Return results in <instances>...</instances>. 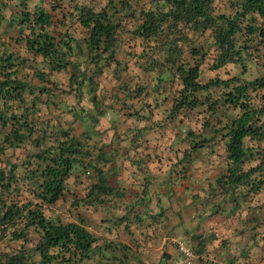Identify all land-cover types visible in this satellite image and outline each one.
Listing matches in <instances>:
<instances>
[{"label":"trees","instance_id":"1","mask_svg":"<svg viewBox=\"0 0 264 264\" xmlns=\"http://www.w3.org/2000/svg\"><path fill=\"white\" fill-rule=\"evenodd\" d=\"M31 1L29 9L19 0L17 12L0 2V264H97L83 218L46 212L79 172L96 181L71 194L73 205L111 195L95 132L117 111L182 125L189 154L207 146L223 156L215 188L230 197L232 223L242 220L229 236L251 230L252 246L264 249V223L249 219L245 229L248 215L264 209V0ZM58 92L76 98L69 113L90 130L76 136L41 118ZM201 113L214 119L209 139L185 126Z\"/></svg>","mask_w":264,"mask_h":264},{"label":"crops","instance_id":"2","mask_svg":"<svg viewBox=\"0 0 264 264\" xmlns=\"http://www.w3.org/2000/svg\"><path fill=\"white\" fill-rule=\"evenodd\" d=\"M60 75L55 74L52 79L60 89L66 90L68 81L64 77L63 83H59L57 77ZM123 81H129L127 74H123ZM63 96L70 97L72 101L67 102ZM53 100L58 107L51 105L49 111L41 108L43 111L40 113L41 118L51 124L50 127L61 126L65 129L70 126L74 130L72 135L76 136L91 129L92 126L86 122L82 126L75 122V113H69L76 104L72 94L58 92ZM117 112L107 114V120L104 117L100 119L101 127L98 128L105 132L100 131L101 135L95 132L100 147L95 149L94 156L103 147L99 167L108 177L113 189L111 195L101 204H81L84 206L83 212H91L93 221L89 226L83 212L77 209L79 205L74 206V200H70V206L78 210L77 214L83 218L87 230L97 239L99 249L92 255V260L96 254L104 263L118 257L113 254L108 258L110 245L101 247L98 238L109 237L115 222L112 215L116 213L117 226L124 235L120 248L127 252L124 253L126 258L120 256L123 262L117 261L118 264L147 262L135 253L128 244L129 239L134 240L133 245L144 247V253L151 250L155 243L163 245V253L151 264H181V257L174 253L180 244L200 252L193 259V264H249L244 254L248 239L245 241V234L240 237L237 232L240 238L229 236V233L232 234L230 229L234 228L229 215V198L216 192L215 188L219 171L223 174L227 167L224 157L218 158L211 153L214 148L207 146L200 149L207 151L205 158L197 156L199 150L189 154L188 141L182 140V125L177 127L166 121L160 125L158 122L154 124L158 116L152 117L149 113L142 112L137 116V113ZM89 114L98 115L79 113L80 116ZM65 121H68L66 125ZM96 130H99L97 126ZM84 175L93 178L86 185L89 188L96 180L91 172ZM87 187L83 191H87ZM226 201L228 204H225ZM95 224L102 231L96 230Z\"/></svg>","mask_w":264,"mask_h":264},{"label":"rangeland","instance_id":"3","mask_svg":"<svg viewBox=\"0 0 264 264\" xmlns=\"http://www.w3.org/2000/svg\"><path fill=\"white\" fill-rule=\"evenodd\" d=\"M1 1H3V3L5 2L6 5H8V10L12 9L15 12H17V10H19L18 7L16 6L19 0H0V2ZM26 1H27V4H28V8L30 9L31 6H32V1L31 0H26ZM122 56L120 57L121 59H122ZM255 71H257V73L259 75L263 74V72L261 70H253L252 73L255 72ZM57 80L59 81V83L62 84L63 80H65V78L61 74L60 76L57 77ZM63 97L67 100V102H71L72 101V99L70 97H66V96H63ZM194 120H195V118L192 119L191 122H189L190 125H185V126H187V127L190 126L199 135V137H200L199 139H202V138L209 139V138L213 137L212 128L206 127L205 125H206V123H209V125L213 124L214 123V119L208 117V114L201 113L199 115V118H198L197 122H195ZM189 123L186 121V124H189ZM183 134H185V133L183 132ZM218 138L219 137H216V139H218ZM206 155H207V151L206 150H203V151L199 150V154L197 156L205 158ZM222 163H223V165H225L224 160H222ZM224 170L225 169H223V171ZM78 175H80L79 180L78 179L75 180L74 178L69 180V182H68V186H69L68 187V192H66V194L62 197L61 201L58 202L56 208L53 209L51 211V213L46 212L47 216L49 214H51V216H53V217L62 218L64 220V222H69V221L76 220V218L78 216H80V214H77L79 209L82 212L84 211V206L81 205V202L80 203L74 202L75 206H78L77 204H79V206L77 207V209L79 208L78 210L74 209V208H72L70 206V200L72 199L71 194L72 193H77V195H80V196L82 195L83 196V193H82L83 190H86V187H87L86 185L90 184L91 181H93V178L85 176L81 172H79ZM218 175H220V171H219ZM76 184L79 185L81 188H79ZM75 186H76V188H75ZM216 192H218V190H216ZM226 197H228L230 199L229 195H226ZM238 201L241 202V198H239ZM225 204H228V201H226ZM229 206H230V203H229ZM229 214H230V210H229ZM83 215H84V217L86 219V225L87 226L91 225V223L93 221L91 216H90L91 212H87V213L83 212ZM101 215H102V217L105 216L104 213H102ZM112 216H113V219L115 220V222L113 224L112 231L109 234V237H111V239L109 237H103V238L102 237H98V238H100L102 240V242H101V240L99 239L101 247L104 244H109L110 245L108 247V249H110L109 250V254H108V258L111 255H113V254H116L118 257H120V256L122 257L124 255V253H127V252H124L120 248L123 245V239H124L123 237H124V235L121 233L119 227L117 226V221H118L117 214L115 213ZM120 216H122V215L120 214ZM231 217H232L233 221L236 223L233 227H236V226L239 227L241 225V223H242L241 218L238 217V220L236 221L234 215L231 216ZM249 219H252V221L259 220L257 223H259V222L260 223H264V209L262 210V212H260V214H258V216L255 213H252V214L250 213L248 215V217H247L248 226L245 229H250L252 227V224L249 222ZM94 226H95L96 230H99L98 224H95ZM263 227H264V224H263ZM99 231H102V230H99ZM251 235H252V231L251 230H247L246 234H245V237H244L245 241L248 239L247 242L249 243V244H247L245 246V250H244L245 251L244 254L247 256L246 259H249V261H250L249 264H264V249H260L262 244H261V246H259L257 248L252 246V243L250 244L251 240L249 239ZM108 239H110V240H108ZM133 241H134L133 239H129V243L128 244L131 245V247H133V249L135 250V253L139 254L140 256L144 257L147 260V262L145 264H151V262L157 261V259H159L160 255H161V253H163L162 252L164 250L163 245L155 243L152 247H150L151 250H149V251L144 253V251H143L144 247H142V246L139 247V246L133 245L132 244ZM174 253H175L176 256L181 257L179 251H175ZM134 256L137 257L136 255H134ZM180 259L182 261V258H180ZM193 259H192L191 264H193ZM36 261H37V264H38V258H36ZM93 261L97 262L98 264L104 263L103 259H101V257L99 255H97V254L93 256ZM113 261L114 260H107L106 264H118L116 262L114 263ZM181 261H179V263L182 264Z\"/></svg>","mask_w":264,"mask_h":264},{"label":"built area","instance_id":"4","mask_svg":"<svg viewBox=\"0 0 264 264\" xmlns=\"http://www.w3.org/2000/svg\"><path fill=\"white\" fill-rule=\"evenodd\" d=\"M178 251L182 258V264H191L194 258L192 251L189 248L184 247L182 244L178 245Z\"/></svg>","mask_w":264,"mask_h":264},{"label":"clouds","instance_id":"5","mask_svg":"<svg viewBox=\"0 0 264 264\" xmlns=\"http://www.w3.org/2000/svg\"><path fill=\"white\" fill-rule=\"evenodd\" d=\"M118 113H121V112H118Z\"/></svg>","mask_w":264,"mask_h":264}]
</instances>
